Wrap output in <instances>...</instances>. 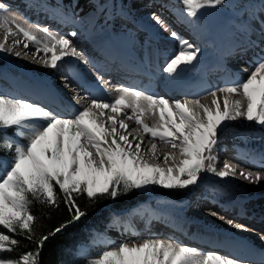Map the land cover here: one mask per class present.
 <instances>
[{
    "label": "snow or ice",
    "instance_id": "snow-or-ice-1",
    "mask_svg": "<svg viewBox=\"0 0 264 264\" xmlns=\"http://www.w3.org/2000/svg\"><path fill=\"white\" fill-rule=\"evenodd\" d=\"M179 3L183 10H175L177 18L189 23L186 18L194 19L201 10L217 8L226 0H179ZM8 8L0 0V29H4L0 52L12 53L15 47H22L27 55L30 45H35L33 59L51 69H59L70 57L88 62L69 38L75 37L76 32L61 35L39 27L41 35H37L4 15ZM258 11L264 33V0ZM153 19L168 31L160 16L154 13ZM170 37L179 41V50L167 60L163 72L174 77L194 64L200 49L175 30ZM117 93L111 101L92 98L87 107L72 117L0 94V152L11 154L10 158L0 159V264H40L46 241L87 216V211L77 203L80 196L95 204L102 199L115 201L152 186L185 189L197 185L203 173H212L221 180L239 175L252 184L264 180L259 171L237 173L229 163L218 169L215 155L221 133L229 122L245 119L264 127V56L258 57L246 80L211 91L210 104L201 103L198 98L170 100L134 87L122 86ZM218 93L224 94L222 99ZM237 95L242 99L233 98ZM146 116L156 118L157 123L149 125ZM125 120L134 121L149 137L151 147L147 151L156 163L145 158L144 141L131 136ZM157 141L173 151L158 155ZM61 202L71 219L37 238L38 217L32 206L58 209ZM236 227L247 230L244 225ZM17 236L35 244V249L21 253L18 258L4 257L3 253H11L20 246ZM81 254L86 255V250ZM85 264H243V261L213 252L202 253L172 239L149 238L141 243L108 242L96 255L86 256Z\"/></svg>",
    "mask_w": 264,
    "mask_h": 264
},
{
    "label": "bare ground",
    "instance_id": "bare-ground-1",
    "mask_svg": "<svg viewBox=\"0 0 264 264\" xmlns=\"http://www.w3.org/2000/svg\"><path fill=\"white\" fill-rule=\"evenodd\" d=\"M153 1L157 0L132 1L130 10L128 7L117 10L120 4L109 5L107 0H2L9 5L3 14L37 35H41L39 27L61 35L76 32L75 37L69 38L88 62L70 57L59 69H51L33 59L35 45H30L27 55L22 47H15L12 53L2 52L9 61L0 57L5 61L0 63V94L39 104L63 117L74 116L92 98L111 101L122 86L170 100L198 98L201 103L210 104L211 91L246 80L258 57L264 56L260 0H254L239 19L230 21L216 33L198 26L190 18H186L190 19L189 23L181 22L176 9L167 8L166 2L162 5L163 1L156 4ZM152 7L164 12L157 14L165 21L168 31L155 22ZM172 30L200 49L194 64L174 77L163 72L167 60L179 50V41L170 37ZM3 39L4 29H0V41ZM15 52L21 55L17 57ZM114 82L120 84L115 86ZM100 83L110 90L107 99L100 98L104 95L98 89ZM218 95L222 99L224 94ZM233 98L242 99V96ZM145 122L153 125L157 119L146 116ZM125 123L129 124L131 136L140 139L137 132L144 135V156L149 163H156L147 151L151 147L149 137L134 121L125 120ZM171 151L168 145L157 141L158 155ZM222 154L228 159L221 161ZM215 155L218 169L229 163L239 173L242 164L264 174V127L245 119L229 122L221 133ZM190 187L184 189L181 197L158 187L155 196L139 201L116 233L118 241L172 239L202 253L237 258L243 264H264V240L260 239L261 247L256 246L248 241L252 239L249 231L236 227L241 221L264 230V180L252 184L239 175L221 180L212 173H203L200 182ZM228 220L234 223L230 225ZM234 230L242 235L233 233Z\"/></svg>",
    "mask_w": 264,
    "mask_h": 264
},
{
    "label": "trees",
    "instance_id": "trees-1",
    "mask_svg": "<svg viewBox=\"0 0 264 264\" xmlns=\"http://www.w3.org/2000/svg\"><path fill=\"white\" fill-rule=\"evenodd\" d=\"M10 155V153L0 152V158ZM169 193L175 197L179 195L181 197L185 190L172 189ZM142 197H144L142 191H134L127 196L119 197L115 201L102 199L96 201L95 204L89 203L86 196L78 197L77 203L87 211V216L79 222L69 225L46 241L41 250L40 264H85L86 256L78 251V244L96 243L104 236L112 220H115V213L128 208ZM32 212L38 217L35 228L37 238L71 219L63 202L58 209H49L40 204H34ZM16 238L21 241L20 246L11 253H3L4 257L18 258L21 253L35 249V244L23 237L17 236Z\"/></svg>",
    "mask_w": 264,
    "mask_h": 264
},
{
    "label": "rangeland",
    "instance_id": "rangeland-1",
    "mask_svg": "<svg viewBox=\"0 0 264 264\" xmlns=\"http://www.w3.org/2000/svg\"><path fill=\"white\" fill-rule=\"evenodd\" d=\"M107 1H108L109 5H111L110 3H113L114 5H116V3L119 0L116 1L115 3H114L115 0H107ZM132 1H140L141 2V0H128L125 3H122L119 1L118 3L120 5L119 6L116 5L117 10L121 9V8L122 9L124 8V10H125V8H127V7H128V10H130ZM144 1L147 2L148 0H144ZM162 1H163L162 5L168 3L167 8H169V9L172 8L173 10L174 9H180L181 11L183 10V6L179 3V0H159L160 3ZM260 1L262 2V0H260ZM146 2L143 3V5H146ZM153 2H155L154 4H156V2H158V0L153 1ZM254 2H255L254 0H226V3L224 5L219 6L217 8H208V9L201 10V12L198 14V16L196 18H194V19L190 18V19L192 20V22H196L198 26L204 27V28L207 27V29H209L210 31H213V33H216V32H219L220 30H222V28L227 23H229L230 21L236 20L237 17L239 19L241 12H243L246 7L250 6ZM129 3H130V7H129ZM136 8H138V7H136ZM151 11L153 12V14L155 13L156 15H158L157 14L158 12H160L161 14L164 13L163 11H161L158 8H153ZM130 15H132V14H130ZM0 57H4L6 59V61H7V59L9 61V58L7 56L3 55L2 52L0 53ZM137 133H138L137 135L139 136V138L143 140L144 135L140 132H137ZM158 187L159 186H152V188L149 187L150 190L148 188L146 190H141V191H143V194L145 196L144 199L148 198L150 196H155V191ZM161 189L164 190V188H162V187H161ZM181 190H184V189H181ZM160 194H163V193H160ZM138 203H136L135 205L132 204L127 210L122 212L121 215L119 212H117V214L115 213V215H117V216L115 217L114 221L112 220L113 222L108 227L104 236L101 239H99L96 243L80 244L78 246L79 252L82 253L86 250L85 256L91 257V256H94L97 253H99L103 248H105L108 242H111L113 244L121 243L120 241H118V239L116 237V233L118 232V230L120 228L123 227V224L126 223L124 221V218L128 217V216L130 217L131 209L134 208V206H136ZM124 242H126V241H124Z\"/></svg>",
    "mask_w": 264,
    "mask_h": 264
}]
</instances>
